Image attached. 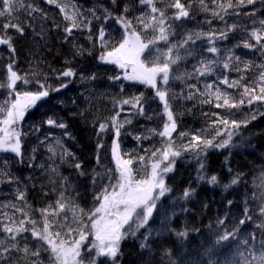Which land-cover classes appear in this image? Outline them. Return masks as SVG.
Here are the masks:
<instances>
[{
    "label": "trees",
    "instance_id": "1",
    "mask_svg": "<svg viewBox=\"0 0 264 264\" xmlns=\"http://www.w3.org/2000/svg\"><path fill=\"white\" fill-rule=\"evenodd\" d=\"M187 4L188 0H181ZM211 5L210 0H205ZM235 2V0H234ZM26 3H32L47 14V19L41 21L39 14L33 22V29L25 27L24 35H19L13 29L8 30V34L13 36V45L15 47V65L14 70L19 74H28L29 79H34L41 83L59 88L61 84H67L66 88H61L59 92H50L46 100L38 106L28 110L24 120L20 124L22 135L23 162L14 154L0 152V168H5L14 177H19L20 186L27 187L26 201L32 211L29 213L33 219L40 220L37 209L52 204L57 199V193L60 190L59 179L53 177L55 185L49 184L47 165L50 163L48 145L54 143L55 138L63 137V130L50 127L43 123L48 118L64 122L68 125V131L75 139L63 138V143L67 148L76 154V157L82 162L84 176L78 175L76 170L69 164H62L59 158L56 163L59 164L61 176L68 177L69 185L66 195L71 194L78 204L85 211L94 207L93 193L98 192L106 180L98 179L96 184L92 182L93 172L103 173L106 169H115V161L111 154V145L114 135L111 129L108 132L97 136L98 125L105 122L113 116L119 109L113 107L115 100L131 98L143 93L144 97V115H137L136 110L131 105H124V110L120 113L119 121L130 119V124H125L121 129L119 138L120 152L130 153L132 157L143 155L147 158L148 152L145 150H155L161 147L162 140L158 135H149V130L159 132L164 123L163 102L155 97V90L136 82H130L121 78L119 81L110 80L109 77L121 75L122 70L112 64H104L98 61L97 57L101 51L100 44L96 40L98 29L101 23L106 30L105 39L109 44H115L120 41L123 30L114 20L104 22L102 20H93L91 26V35L93 39H88V31L74 30L73 37L66 42L62 28L66 25L63 19V13L56 4L49 5L46 0H26ZM74 3L82 10L87 11L91 8L103 6L108 8L114 15H120L124 5L129 6V11L125 15L129 19L139 16L142 11H146L145 6L139 4V0H116L113 5L111 0H74ZM158 7L161 5L158 4ZM251 5H242L235 9L238 16L226 17L227 23L236 22L238 24H248L249 18L244 15L245 12L252 10ZM197 5L193 2L194 15L189 19H182L172 23L175 35L169 37L172 43L179 42L186 32L190 31H209V25L205 24V19H211V13L196 11ZM70 13V9L68 10ZM174 10L169 9L168 15H172ZM97 15H100L99 11ZM20 21L28 19L23 12L19 13ZM257 19L262 18L257 14ZM6 22V21H5ZM31 22V21H30ZM53 22L61 26L60 29L53 27ZM223 22L213 19L211 28H223ZM137 31H140L137 28ZM243 33L240 31L230 33L226 41L217 42V47L221 49L233 48L234 45L242 42ZM82 45L85 49L92 52V55L77 56L74 54L72 43ZM206 45L205 42L197 41L195 51L197 56ZM157 47L161 51L166 50L165 42L161 41ZM235 55L242 60H250L254 65H258L264 60L260 57L259 49L249 50L243 47L234 49ZM183 55V50H181ZM13 55L7 46H0V82L5 80L7 75L6 65L11 62L9 57ZM223 56V52L221 53ZM148 61L151 57L146 52L144 57ZM197 65L196 56H190L180 64L181 71H193ZM72 68L76 72L74 78L61 77L59 74ZM176 73V67H173ZM81 74L88 77L96 75L95 80L81 79ZM178 74V73H176ZM229 79H239L240 74L228 72ZM257 70L253 68L251 72L245 73L249 82L256 78ZM220 75V71L212 76L201 77L199 82L192 78L187 82L173 81L169 82V104L175 113V119L178 126V132L197 134L202 129H207L209 122L217 117L212 113H218L220 117L226 119L242 120L257 113V118L252 120L247 127H241L239 134L233 137L232 146L225 149H210L206 158V174L216 175L219 183L210 185L206 181L197 179L198 161L193 158L191 153L183 154L177 161L175 169L167 175L166 185L171 189L164 197L157 202V210L149 220L147 228L153 233L150 237L149 249H141L140 242L144 229L137 233L136 237H129L121 243V255L117 264H246V258L252 259L249 254L259 256L261 249L260 240L264 238V229L258 227L260 221L258 204L259 200L253 199L254 192L259 193L257 187L264 177V116L258 113L264 112V107L254 103L249 107L245 105L241 110L232 109V115L225 108H216L215 102L202 103V97L192 100L185 99L188 91L187 84H196L203 91L205 83H211ZM123 84V92L120 85ZM221 91H227L235 96L239 89L229 88L226 85H220ZM18 91H37L38 85L35 82L23 85L18 82ZM176 98H172V94ZM183 93V94H182ZM9 97L5 88H0V102L5 99H14ZM81 113L83 115H81ZM207 114V115H205ZM150 117V118H149ZM142 137L137 141L136 136ZM148 135L149 138L143 137ZM47 137V139H46ZM175 146L178 148L181 142L187 143L188 137L178 139L173 138ZM103 143L104 147L99 150L100 163L96 162L97 142ZM35 149V153H33ZM34 155V160L29 166V158ZM126 158H128L126 156ZM7 161V165L3 163ZM46 167L41 169L39 165ZM134 168L139 169L141 165L134 163ZM236 175L241 176V183L230 187L225 191L223 185ZM30 178V179H29ZM56 188L53 191V188ZM17 184L0 183V205L13 202ZM185 189L194 190V194L188 199H183L182 194ZM47 193V195H45ZM76 193H79L76 196ZM231 200L233 203L228 204ZM245 208L255 209L253 219L247 221L245 225H239L238 221L243 217ZM8 211L9 209H0ZM227 218V219H226ZM69 220L71 215L69 213ZM224 221L223 224L220 221ZM239 228V234L230 238L228 241H219L218 237L228 231ZM187 231L186 237L177 236V232ZM255 234V239H251ZM27 246L30 251H35L39 247V241L34 240L30 233H26ZM4 235L0 233V239ZM92 237H89L91 240ZM248 240L247 245L244 241ZM20 247H24L23 241ZM168 253L167 255L165 253ZM13 260L17 264H26L20 253H14L8 264ZM39 264H53L50 253L41 251ZM97 264H111L107 258H99Z\"/></svg>",
    "mask_w": 264,
    "mask_h": 264
},
{
    "label": "snow or ice",
    "instance_id": "2",
    "mask_svg": "<svg viewBox=\"0 0 264 264\" xmlns=\"http://www.w3.org/2000/svg\"><path fill=\"white\" fill-rule=\"evenodd\" d=\"M112 4L116 0H111ZM194 0H188V3H182L181 0H139V4L145 6L146 11H142L139 16L129 19L125 13L129 11V6L124 5L120 15H114L108 8L102 5L98 8L82 11L74 0H46L49 5L56 4L63 13V19L66 25L62 28L64 39L69 41L73 37L74 30L88 31V39H93L91 35V26L93 20H114L123 30L119 42L109 44L105 39L107 33L104 24L101 23L98 29L96 40L100 44L101 51L97 57L98 61L104 64H112L122 70L121 75L109 77L110 80L119 81L121 78L130 82H136L146 85L155 90V97L163 102L166 121L163 128L158 133L149 130V135H158L162 144L155 150H145L148 152L147 158L143 155L132 157L130 153H121L119 138L121 129L125 124H130V119L119 121L120 113L124 110V105H131L136 110L137 115H144V97L143 93L131 98L115 100L113 107L119 109L115 114L109 117L105 122L98 125L97 136L100 137L111 129L114 135L111 145V154L115 161V169H106L103 173L93 172L92 182L96 184L97 180H106L107 183L101 185L98 192L93 193L94 207L85 211L68 192V177L61 176L59 164L56 158L62 164H69L74 168L78 175L84 176L82 162L76 157L63 143V138L75 139L67 130L68 125L64 122L48 118L43 123L50 127L63 130V137L55 138L54 143L48 145L49 161L47 171L49 173V184L55 185L53 177L59 179L60 190L57 193V199L46 207L37 209L40 220L37 221L30 216L31 207L27 204V187L20 186L19 177H14L5 168H0V183H15L14 200L19 203L9 202L0 205V209H9L0 211V233L4 235L0 239V264H8L14 253H20L26 264H39L41 251L50 253L53 264H85L83 253L90 257L88 264H97L99 258L104 257L111 261V264H117L121 255V243L129 237H136L141 229L145 230L143 239L139 244L141 249H149V239L153 233L148 230L147 225L157 210V202L164 197L171 189L166 185V177L175 169V165L185 153H191L193 158L198 161L197 179L206 181L210 185L219 183L216 175L206 174V158L210 149H225L232 146L233 137L239 134L241 127L247 125L257 118V113L242 120L226 119L220 117L218 113H212L217 117L209 122L207 129H202L197 134L181 132L178 135L181 138L188 137L187 143L181 142L179 147L175 146L173 133L176 132L177 123L169 104V82L196 79L199 82L201 77L212 76L220 71V75L211 83H205L203 91L196 84H187L188 91L185 99L192 100L202 97V103H213L216 108H225L232 115V109L241 110L245 105L251 107L254 103L264 107V62L254 65L250 60H242L240 56L235 55L234 49L243 47L249 50L259 49L260 57L264 60V0H210L211 5L205 0H195L196 11L211 13V19H205L204 23L209 25V31H190L183 35V38L172 43L169 37L175 35L172 23L182 19L191 18L193 13ZM161 6L158 7L157 5ZM251 5L252 10L245 12L244 15L249 18L248 24L227 23L226 17L231 18L239 13L235 9L242 5ZM71 10L70 13L68 10ZM174 10L172 15H168V10ZM99 11L100 15H97ZM23 12L28 18L21 23L19 13ZM262 18L257 19V14ZM39 14L40 20H46L47 14L32 3H26V0H0V46H7L10 53V63L6 65L7 75L3 82H0V88L8 91L9 97L14 99H5L0 102V152L14 154L23 162L22 135L20 124L29 109L36 106L38 101L48 97L50 92H59L61 88H66L67 84H61L59 88L41 83L34 79H29V75L19 74L14 70L15 65V47L13 45V36L8 34L9 29H13L19 35H24L25 27L33 29V22L36 15ZM216 19L223 22L224 27L220 29L211 28L212 20ZM6 21V22H5ZM31 21V22H30ZM53 27L60 29L61 26L53 22ZM137 28L140 31H137ZM240 31L243 33L242 42L236 44L233 48H218L217 42L226 41L230 33ZM74 39V37H73ZM165 42L166 50L161 51L157 45ZM197 41L205 42L206 45L197 56L195 45ZM74 54L77 56L92 55V52L85 49L82 45L72 43ZM183 50V55L181 54ZM151 57L145 61V53ZM223 52V56L221 53ZM190 56H196L197 65L193 71H181L180 64ZM176 67V73L173 67ZM257 70L256 78L244 82L247 77L245 73ZM228 72L239 73V79H229ZM61 77L74 78L77 74L72 68L63 70ZM88 80H95L96 75L92 74L80 77ZM28 85L35 82L38 85L37 91H18L17 84ZM226 85L229 88L239 89L237 95L232 96L227 91H221L220 85ZM123 84L120 90L123 92ZM183 94V93H182ZM176 98V94H172ZM264 116V112L258 113ZM81 115H83L81 113ZM207 115V114H205ZM150 118V117H149ZM136 140L142 139L137 135ZM149 138L148 135L143 137ZM47 139V137H46ZM104 147L103 143L97 142L96 162L100 163L99 150ZM35 153V149H33ZM128 158H125V157ZM34 155L29 158V166L34 160ZM7 165V161H3ZM134 163H139L141 167L135 169ZM41 169L46 166L39 165ZM139 174V178H137ZM30 179V178H29ZM241 176H234L229 183L223 185L225 191L230 187L241 183ZM260 192L252 194L253 199L260 201L258 204L260 221L258 227L264 229V177L261 183L257 185ZM56 188H53L55 191ZM194 194V190L185 189L182 194L183 199H188ZM47 195V193H45ZM79 193H76L78 196ZM233 201L229 200L231 205ZM255 209L245 208L243 217L238 221L239 225H245L247 221L253 219ZM69 213L71 220H69ZM227 219V218H226ZM221 224L224 221H220ZM240 229L236 228L219 235V241H228L239 234ZM26 233H30L34 240L39 241V247L35 251H30L27 246ZM187 231L177 232L176 235L186 237ZM264 235V234H262ZM89 237H92L89 240ZM251 239H255V234ZM23 241L24 247H20ZM248 240L244 241L247 245ZM261 249H264V238L260 240ZM168 254L167 252L165 253ZM252 259L246 258V264H264V250L259 256L249 253ZM12 264H17L13 260Z\"/></svg>",
    "mask_w": 264,
    "mask_h": 264
},
{
    "label": "rangeland",
    "instance_id": "3",
    "mask_svg": "<svg viewBox=\"0 0 264 264\" xmlns=\"http://www.w3.org/2000/svg\"><path fill=\"white\" fill-rule=\"evenodd\" d=\"M174 113V112H173ZM174 115H175V113H174ZM164 122L166 121V116L164 115ZM164 124V123H163ZM178 126H177V129H176V132H174L173 133V137L172 138H176V139H178L180 136L178 135L179 134V132H178ZM126 158V157H125ZM133 166H135V164L133 165ZM135 169H137V167L135 168ZM137 178H139V174H137ZM83 255V258H84V261H85V264H88V261H89V259H90V257H89V255L85 252V253H83L82 254ZM52 260V259H51ZM52 263H53V261H52Z\"/></svg>",
    "mask_w": 264,
    "mask_h": 264
},
{
    "label": "water",
    "instance_id": "4",
    "mask_svg": "<svg viewBox=\"0 0 264 264\" xmlns=\"http://www.w3.org/2000/svg\"><path fill=\"white\" fill-rule=\"evenodd\" d=\"M46 98H47V97H46ZM46 98H44V99L41 100V101H38L37 104H36V106H38V105H40L41 103H43V102L46 100Z\"/></svg>",
    "mask_w": 264,
    "mask_h": 264
}]
</instances>
